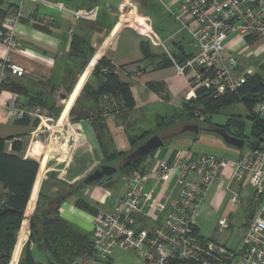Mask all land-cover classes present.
Instances as JSON below:
<instances>
[{"label":"crops","instance_id":"0c3cea01","mask_svg":"<svg viewBox=\"0 0 264 264\" xmlns=\"http://www.w3.org/2000/svg\"><path fill=\"white\" fill-rule=\"evenodd\" d=\"M16 1L4 0V8L13 7ZM47 3H60L71 10H96V14L90 19L77 20L71 14L58 10ZM33 18H37L39 22H33L31 20ZM188 23L189 17L182 12L179 0H26L24 2L23 18L15 30L19 43L18 48L14 52H7L0 43V60L8 59L9 62L23 67L24 76L13 78L32 94L40 93L49 97L54 101L56 107H60V112L57 118H53L46 109L41 108L44 111V117L37 118L29 115L31 119H37V126L17 125V120L9 115L8 107L4 104L13 93L3 91L1 94L0 139L5 140L7 152L11 151L13 142H20V156L38 163L37 174L32 186L33 190L37 179L36 195L34 199H31L30 193L25 209L26 218L17 235L10 262L14 258L15 252V254L17 253L15 264L19 263L23 247L29 240V219L35 212L39 194L43 195L46 202L55 201L101 164L99 154H96L99 151L98 141L89 121L72 123L69 117V112L97 61L103 57L117 68L119 79L129 84L135 102V107L129 112L128 122L124 123L117 116L106 117V126L111 136L115 134V137L118 138L126 124L128 126L135 125L143 118V113L148 109L155 111L154 118L157 122L165 120L166 115H161L158 111L164 110L166 114H173L176 110L182 111L183 104L191 99L196 92L190 77L176 75L173 64L160 66L171 59L174 62L181 61L195 52L187 31ZM73 38L85 39L95 49V52L83 70L76 74L71 91L63 98L66 83L57 85L55 90L51 86V90L48 91V87L49 81L60 79L64 70L74 71V62L68 58ZM226 44L234 54H241L245 51L244 57L255 55L256 59H260L256 72L264 64V39L251 41V38L230 37ZM142 46L146 47L148 52L155 57L153 60H144ZM248 47L252 50L248 51ZM92 60H95L94 64L72 102L70 95L78 78ZM239 74L242 73L239 72ZM247 74L252 73L242 75ZM150 83H161V92L150 90L148 86ZM17 101L21 106H24L27 99L17 95ZM69 105L71 106L67 115L60 121L64 107ZM33 108L25 107L24 109L30 113ZM55 126L59 128L61 140L65 136L76 135L77 141L71 153L56 152L49 144L46 145L47 136ZM228 134L233 136L230 132ZM166 136H169L165 142L167 145H163L147 155L143 162L144 169H151L158 160L170 162L178 151L186 152L189 157L198 154H211L224 161L222 178L209 187L200 204L194 223L200 240L226 246L217 240L220 231L217 230L214 223L215 214L218 213L225 197L223 191L225 182L231 180V163L238 159L244 145L240 149L231 147L226 145L219 135L209 131H202L197 135L174 132ZM121 137L126 138L128 145L126 150H128L127 137L123 135ZM111 140L113 143L114 138ZM119 142L118 144L122 145L123 140ZM127 177H124L122 190L114 194L109 193L113 188V178L109 181V185L103 183L91 184L92 186L87 188L83 186L80 189L82 192L80 198L70 201L69 197L58 206V215L92 238L91 222L93 218L113 209L116 198L121 197L126 190ZM147 188H153L155 192L158 189L151 179ZM176 192L175 189L171 196L173 197ZM166 195L160 196L159 201L164 203ZM78 200L93 206L96 209V214L79 208L76 205ZM49 207L50 210L53 209L55 203L49 204ZM161 221V214L149 212L147 215L132 216L131 226L137 231L151 233L161 226ZM21 232H23V238L18 241ZM29 248L35 262L46 264L47 256L37 244L31 242ZM132 253L137 258L135 252L132 251ZM112 255L113 253L107 260L99 261L96 264H114ZM135 264H138V258Z\"/></svg>","mask_w":264,"mask_h":264},{"label":"built area","instance_id":"2783aa9c","mask_svg":"<svg viewBox=\"0 0 264 264\" xmlns=\"http://www.w3.org/2000/svg\"><path fill=\"white\" fill-rule=\"evenodd\" d=\"M7 10L0 23V43L7 52L18 48L16 27L23 18L24 2ZM34 1V0H33ZM181 10L189 17L187 31L195 52L183 63L172 60L176 75L190 77L194 90L210 88L214 95L236 93L245 82V75L236 72L238 57L230 51L226 41L264 39V0H179ZM71 14L75 19H90L96 10L78 11L60 3H47ZM39 22L37 18L31 19ZM23 67L8 59L0 60V82L7 77L20 78ZM3 91L0 90V97ZM9 115L21 120L25 114L41 118L44 111L35 107L28 113L21 108L16 94L4 102ZM104 111H117L115 99L103 96ZM257 116L264 119V102L257 107ZM51 129V128H50ZM50 138L56 152L71 153L77 141L75 134L61 140L59 128ZM264 138V137H262ZM254 140H258L255 138ZM224 161L211 154L188 156L178 151L173 159L158 160L151 169L133 170L126 179L124 194L116 198L110 212L100 213L91 222L92 255L82 256L72 264H96L107 260L114 249L134 251L138 264H264V142L256 149L247 147L231 163V179L246 182L254 190L259 203L256 212L246 223L240 245L236 250L209 242H200L194 219L210 186L222 178ZM158 188H147L149 180ZM176 194L172 197L174 190ZM166 193H168L166 195ZM166 195L164 203L159 197ZM230 200L238 202V195L230 192ZM155 212L162 215L161 226L151 232L137 231L131 226L132 216ZM219 231L228 227L226 218L219 220Z\"/></svg>","mask_w":264,"mask_h":264},{"label":"trees","instance_id":"16d2710c","mask_svg":"<svg viewBox=\"0 0 264 264\" xmlns=\"http://www.w3.org/2000/svg\"><path fill=\"white\" fill-rule=\"evenodd\" d=\"M8 9L10 8H4V0H0V23ZM142 51L144 60L150 61L155 58L148 52L146 47L142 46ZM94 52L95 49L85 39L73 38L70 43L68 58L74 62V71L72 72L70 69L64 70L60 80L56 79L54 81L51 79L48 91L51 90V86L55 90L57 85L66 83L64 87L65 94L62 95L64 98L71 91L76 74L83 70ZM187 58L175 61L181 64ZM94 61L92 60L88 64L82 77L79 76L70 95L72 102L78 95ZM164 64H173L172 59L167 60L166 63H162L160 66ZM263 77L264 64L261 65L257 72L245 75V82L236 93L225 92L220 95H214L213 90L210 88L198 89L194 96L183 104L182 112L179 116L174 115L168 121L162 119L153 130H146L138 136H127L129 143L127 151L111 150L103 142V132L107 131L106 117L117 116L124 123L128 122L129 112L135 107V102L130 92L129 84L122 82L117 75V68L102 57L97 61L88 80L82 87L69 112V117L72 123L89 121L95 131L99 150L104 160L101 161L100 165L107 164L114 167H117L129 153L134 151L149 137L159 135L158 132L160 130L169 127L177 121H182L186 124H198L201 128H219L226 133L230 132L234 137L244 139L242 132L245 121L240 116H231L224 125H216L211 122L213 115L219 114L226 107L237 103L243 104L246 108L247 116L244 119L251 122V135L259 139L264 137V119L257 116V107L261 96L264 94ZM148 86L152 91L161 92V83H150ZM0 90L26 98L27 102L24 106L19 104L23 109L25 107H40L46 109L53 118H57L60 112V107H56L54 101L49 97L40 93L32 94L12 77H7L0 82ZM103 96H109L116 100L118 104L117 111L106 112L103 110L100 105ZM70 106L64 107L60 121L67 115ZM37 123V119H31L28 114H25L21 120L16 121V124L21 126H37ZM20 150L21 143L15 141L11 146V151L7 152L5 140L0 139V264H9L17 235L26 218L25 209L30 193L31 199H34L37 191V179L33 190L32 186L37 174L38 163L34 160L23 159L20 156ZM147 155L133 160L119 171L124 172L126 176L130 175L133 170H143V162ZM113 163L116 164L114 165ZM112 177L103 179L96 184H103L104 182V185H109ZM53 203L54 200L46 202L43 195L39 194L35 212L29 219V240L23 247L18 264H38L35 262L29 248L31 242L37 244L46 254V264H72L82 256L92 255L91 236L63 220L57 213L59 205H55L50 210L49 204ZM76 205L86 212L96 214V209L82 200H78ZM22 238L23 232L20 233L18 241L22 240ZM200 242H203V240H200ZM10 264H15L14 258H12ZM183 264L198 263L188 261Z\"/></svg>","mask_w":264,"mask_h":264},{"label":"rangeland","instance_id":"374dc122","mask_svg":"<svg viewBox=\"0 0 264 264\" xmlns=\"http://www.w3.org/2000/svg\"><path fill=\"white\" fill-rule=\"evenodd\" d=\"M252 48L248 47V51H251ZM246 55L245 51L241 54H237L238 57V67L236 72H241L242 74L246 73H254L256 72L258 68V63L260 62V59H256L255 55H249L247 57H244ZM84 72L80 75H82ZM61 79V76H60ZM59 79V80H60ZM161 115H166L165 120H170L172 116H179L182 111H175L173 114H166L164 113V110L158 111ZM144 116L142 119L137 121L135 125L132 126H126L123 131H120L122 134L117 138L115 137V134L111 136L108 128L107 131L103 132V142L107 145L108 148L112 149H120V150H126L127 149V141L125 137L123 136H138L142 132L146 130H153L156 124L159 123L154 118L155 111L152 109H148L145 111ZM236 115L240 116L245 121V125L243 128V136L245 138V144L242 148V151H244L248 147V142L253 141L255 138L251 135L252 127L251 123L249 121L246 122L244 117L247 116V110L241 103H237L231 106L226 107L221 111V113L213 115L211 118V122L216 124H224L231 116ZM202 119V118H201ZM200 119V120H201ZM186 125V123H183L182 121H177L171 124L169 127L160 130L158 132L159 136H166L169 133L178 132L182 129V127ZM119 134V133H118ZM54 134L52 132H49V136H47L46 145L50 144V138H53ZM121 137V138H120ZM114 138V142L112 143V140ZM123 140L122 145L118 144L119 141ZM167 143H164V146H166ZM127 151V150H126ZM154 152V151H153ZM152 153V152H151ZM149 153V154H151ZM96 154H99L100 160L104 161L102 158V154L99 151L96 152ZM148 154V155H149ZM114 165L116 163H113ZM128 175H124V172L119 171L116 172L113 175V188L109 191V193L114 194L117 191L122 190L123 183H124V177L126 178ZM104 183V182H103ZM92 185H86L87 187H91ZM223 191L225 193V197L222 201V204L220 205L218 209V213L215 214V226L217 230L219 229L220 225L218 224V221L221 218H226L228 227L224 229L222 232H219L217 235V240L225 244L228 248L236 249L240 245L242 234L244 232V229L246 227V223L249 221L250 217L256 212L259 203L254 200L253 198V189L248 185L246 182H238L236 180L231 179L230 182L226 181L225 186L223 187ZM234 191L238 195V202L233 203L230 200V192ZM81 190L77 191L73 195L70 196L69 200H75L77 198L81 197ZM112 257L114 258V264H135L137 261V258L134 256L132 251H122L119 249L113 250ZM17 254V253H16ZM14 252V259L16 261V255ZM133 255V256H132Z\"/></svg>","mask_w":264,"mask_h":264},{"label":"water","instance_id":"95a60500","mask_svg":"<svg viewBox=\"0 0 264 264\" xmlns=\"http://www.w3.org/2000/svg\"><path fill=\"white\" fill-rule=\"evenodd\" d=\"M262 83L264 86V77L262 79ZM260 102H264V94L260 98ZM202 131L213 132L220 136L222 141L231 147L240 149L243 147L245 140L240 139L234 136L229 135L224 132L222 129H205L201 128L198 124H186L182 127L181 130L178 131V134L184 133H193L195 135L199 134ZM169 136H159L153 135L141 143L134 151L129 153L123 161L119 163L117 167L111 165H100L96 169H94L89 175L83 178L81 181H78L72 189H70L65 194L61 195L58 199L54 201L55 205H60L65 199L79 191L83 186L96 184L103 179H108L112 177L116 172L121 170L124 166L128 165L135 159H139L149 154L150 152L161 148ZM259 142H264V138H259L258 140H253L248 142V147L251 149H256Z\"/></svg>","mask_w":264,"mask_h":264}]
</instances>
